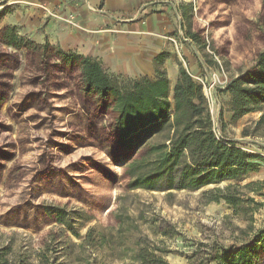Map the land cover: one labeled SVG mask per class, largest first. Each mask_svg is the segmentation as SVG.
<instances>
[{"label":"rangeland","instance_id":"374dc122","mask_svg":"<svg viewBox=\"0 0 264 264\" xmlns=\"http://www.w3.org/2000/svg\"><path fill=\"white\" fill-rule=\"evenodd\" d=\"M10 1L0 0V14L9 10L0 28L13 26L44 44L8 23L15 11L25 12ZM176 1L175 36L195 59L191 76L202 85L216 137L264 159V103L232 118L229 96L221 92L264 50V0ZM113 124L114 113L84 93L77 71L0 44V264H141L131 252L143 236L167 264H215L222 249L264 228V195L253 186L242 191L256 203L237 214L202 194L233 182L127 191L123 171L131 155L117 146ZM256 163L239 185L258 182L264 194V160ZM47 205L65 209L75 234L44 212Z\"/></svg>","mask_w":264,"mask_h":264},{"label":"trees","instance_id":"16d2710c","mask_svg":"<svg viewBox=\"0 0 264 264\" xmlns=\"http://www.w3.org/2000/svg\"><path fill=\"white\" fill-rule=\"evenodd\" d=\"M8 11L5 8L0 18ZM188 36L195 38L190 32ZM0 44L25 49L43 60L61 64L68 71H77L84 93L114 113L117 146L131 155L123 171L127 191H195L222 181L233 182L202 194L208 202L223 201L235 214L247 211L249 203H256L242 190L253 186L255 194L264 195L258 182L239 185L263 157L216 137L201 83L179 63L178 76L171 87L165 70L160 68L165 52L154 58L153 77L127 78L109 74L95 58L65 52L47 41L40 45L25 39L13 26L0 28ZM221 92L229 96L232 118L253 112L264 103V50L252 67L232 77ZM44 212L74 233L72 219L64 208L47 205ZM117 224L116 238L120 234ZM94 231L90 228L85 239L91 240ZM100 238L103 242L105 235ZM145 239L143 236L136 242L131 259L141 264H167L154 254ZM261 250H264V228L248 242L222 249L213 259L215 264H260Z\"/></svg>","mask_w":264,"mask_h":264},{"label":"crops","instance_id":"0c3cea01","mask_svg":"<svg viewBox=\"0 0 264 264\" xmlns=\"http://www.w3.org/2000/svg\"><path fill=\"white\" fill-rule=\"evenodd\" d=\"M11 3L25 12L17 15L15 11L9 24L21 27L36 42L47 41L63 51L99 60L109 74L153 77L154 58L162 52L170 54L160 68L166 70L171 82L178 76L179 63L190 75L197 72L192 53L180 42L179 35L175 36L173 14L179 4L176 0H12ZM40 4L55 8L58 17H48ZM89 6L98 10L91 11Z\"/></svg>","mask_w":264,"mask_h":264},{"label":"built area","instance_id":"2783aa9c","mask_svg":"<svg viewBox=\"0 0 264 264\" xmlns=\"http://www.w3.org/2000/svg\"><path fill=\"white\" fill-rule=\"evenodd\" d=\"M39 7H41L45 12H46V14H47V16H50V17H52V18H54V19H56L57 17H58V13H57V10L55 9V8H51L50 6H48V5H44V4H40L39 5ZM91 11H97L98 10V8H96V7H88ZM142 11V10H141ZM141 11H140V13H141ZM122 18H125V17H123V16H121ZM174 17H175V20H179L180 21V15H179V13L177 12V11H174ZM69 24H70V21L68 22ZM180 28V27H179ZM171 40V39H170ZM173 42V41H172ZM221 69V68H220ZM213 86H214V83H211L210 85H209V89H211V88H213ZM204 90H205V87H204Z\"/></svg>","mask_w":264,"mask_h":264}]
</instances>
